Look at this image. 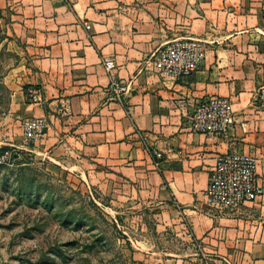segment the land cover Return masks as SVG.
Wrapping results in <instances>:
<instances>
[{
  "label": "crops",
  "instance_id": "1",
  "mask_svg": "<svg viewBox=\"0 0 264 264\" xmlns=\"http://www.w3.org/2000/svg\"><path fill=\"white\" fill-rule=\"evenodd\" d=\"M0 12L17 59L4 78L11 101L0 146L46 157L83 182L124 183L173 202L208 252L264 264V196L237 210L210 207L205 197L221 154L256 157L264 185V0H0ZM187 38L205 51L193 76L169 79L147 65L159 48ZM112 78L123 83L120 97L109 90ZM26 87L41 90L42 104L30 102ZM213 96L233 103L227 138L191 130L194 107ZM27 117L47 121L33 146L18 122Z\"/></svg>",
  "mask_w": 264,
  "mask_h": 264
},
{
  "label": "rangeland",
  "instance_id": "2",
  "mask_svg": "<svg viewBox=\"0 0 264 264\" xmlns=\"http://www.w3.org/2000/svg\"><path fill=\"white\" fill-rule=\"evenodd\" d=\"M7 22L0 12V122L11 101L4 78L17 62L7 48ZM26 153L35 158L31 167L47 183L45 196L54 197L56 208L20 203L13 177L8 187L0 178V264H234L194 240L173 202L136 194L124 183L105 189L83 182L48 158ZM11 155L0 163H9ZM71 209L84 226L62 224Z\"/></svg>",
  "mask_w": 264,
  "mask_h": 264
},
{
  "label": "built area",
  "instance_id": "3",
  "mask_svg": "<svg viewBox=\"0 0 264 264\" xmlns=\"http://www.w3.org/2000/svg\"><path fill=\"white\" fill-rule=\"evenodd\" d=\"M205 51L200 40L187 38L168 43L159 48L147 65L154 73L169 79L193 76L204 61ZM106 69L112 73L116 69L114 61L105 60ZM116 97L123 94V83L115 78L109 86ZM27 93L32 104H42L41 90L29 88ZM259 100L264 106V88ZM60 113H70L68 101L62 103ZM25 143L34 145L44 139L47 130L45 118L27 117L19 119ZM235 111L230 98L213 96L201 99L190 116V127L195 133L227 138L235 125ZM156 164L164 159L155 153ZM3 160V159H2ZM264 196V185L257 175V159L251 154L227 153L218 155L210 171L209 184L205 192L207 205L219 210H237L247 203L259 201Z\"/></svg>",
  "mask_w": 264,
  "mask_h": 264
},
{
  "label": "trees",
  "instance_id": "4",
  "mask_svg": "<svg viewBox=\"0 0 264 264\" xmlns=\"http://www.w3.org/2000/svg\"><path fill=\"white\" fill-rule=\"evenodd\" d=\"M25 89L27 90L28 87ZM9 154H12L11 161L6 164L0 163V178H2L3 185L5 187L11 186L8 179L13 177L14 192L20 203L26 201L29 205L43 204L46 209L53 211L56 208L57 201L54 200L52 195L45 196L48 189L47 183L37 179L38 173L31 167L35 158L31 157L26 151H17L10 146H0V162ZM10 164L15 169H10ZM29 173L32 174L29 175ZM52 186L54 187V185ZM93 204L95 208H98L94 202ZM75 210L71 209L67 214L61 216L63 217L62 224L64 226H75V228L84 226L83 220L78 217Z\"/></svg>",
  "mask_w": 264,
  "mask_h": 264
}]
</instances>
